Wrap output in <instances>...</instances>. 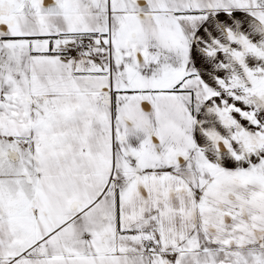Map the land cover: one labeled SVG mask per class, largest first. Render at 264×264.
Listing matches in <instances>:
<instances>
[{
	"label": "snow or ice",
	"instance_id": "snow-or-ice-1",
	"mask_svg": "<svg viewBox=\"0 0 264 264\" xmlns=\"http://www.w3.org/2000/svg\"><path fill=\"white\" fill-rule=\"evenodd\" d=\"M0 264H264V0H0Z\"/></svg>",
	"mask_w": 264,
	"mask_h": 264
}]
</instances>
